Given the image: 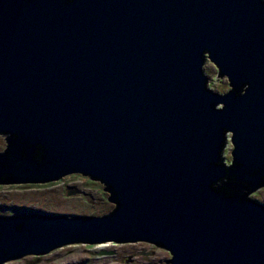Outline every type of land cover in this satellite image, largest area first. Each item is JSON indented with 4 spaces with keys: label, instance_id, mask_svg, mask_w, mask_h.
<instances>
[{
    "label": "water",
    "instance_id": "water-1",
    "mask_svg": "<svg viewBox=\"0 0 264 264\" xmlns=\"http://www.w3.org/2000/svg\"><path fill=\"white\" fill-rule=\"evenodd\" d=\"M0 132V184L82 175L116 205L0 215V264L110 242L264 264V0H0Z\"/></svg>",
    "mask_w": 264,
    "mask_h": 264
},
{
    "label": "rangeland",
    "instance_id": "rangeland-1",
    "mask_svg": "<svg viewBox=\"0 0 264 264\" xmlns=\"http://www.w3.org/2000/svg\"><path fill=\"white\" fill-rule=\"evenodd\" d=\"M212 67V63H209L207 66L209 75H212ZM212 78L213 81L208 85L212 91L224 92L227 90L228 84L225 80L218 82L217 80L220 79L215 77V74H213ZM6 148L7 142L5 137L0 135V153L5 152ZM232 149L233 143L230 133L228 135L227 146L223 152L224 164L227 167L233 163ZM88 179L89 177L82 175H68L62 182L57 181L46 185L41 184L40 186L36 184L0 185V215L9 216L15 214L16 211H32L37 213L45 211L47 214H63L68 216H103L109 214L116 207L114 203L108 201V198L111 196L107 192L101 191V184ZM67 183L77 191L84 192L85 195L68 198L65 186ZM257 195L256 199L264 202V186L259 189ZM100 197H104L107 203H100L98 200ZM110 243H107L106 246H109L108 252L113 253L107 255H103L102 251H96L97 248L103 247L101 246L103 244L92 246L78 244L56 249L49 255L41 256L39 260L27 256V258L10 261L5 264H168L167 260L172 258L171 253L167 250L154 249L144 243L148 247L135 245L138 248L137 252L141 254L136 256L139 262H127L123 254L118 256V254L114 253L115 250L122 249V247H114L116 244ZM82 255L86 256L87 260Z\"/></svg>",
    "mask_w": 264,
    "mask_h": 264
},
{
    "label": "flooded vegetation",
    "instance_id": "flooded-vegetation-1",
    "mask_svg": "<svg viewBox=\"0 0 264 264\" xmlns=\"http://www.w3.org/2000/svg\"><path fill=\"white\" fill-rule=\"evenodd\" d=\"M209 63H212L208 58H206V60H205V65H204V73H205V75L207 76V78H208V85L210 84V82H212L213 81V78H212V76H213V74H215V77H217V78H219L220 80H217L218 82H220L221 80H225V82L228 84V88H227V90H225L224 92H220V91H214L215 93H217V94H219V95H221V96H226L228 93H230L233 89H232V87L230 86V81H229V79L227 78V77H223V76H221L220 74H219V71H217V70H219L218 69V67L215 65V64H213V67H212V69H211V73H212V75H209L208 74V71H207V66H208V64ZM242 93H244V92H242ZM223 106L222 105H220V107L219 108H222ZM231 132H227V134H226V141H225V146H224V150H225V147L227 146V140H228V135L230 134ZM0 135H2V136H4L5 137V140H6V142L8 141V140H10V139H12V138H14V136L12 135V134H10V133H5V132H0ZM231 141H232V133H231ZM233 143V142H232ZM8 144V143H7ZM234 149H235V146H234V144H233V149H232V153H233V151H234ZM231 153V154H232ZM63 179H65V178H63ZM63 179H60L59 180V182H62V180ZM94 181V180H93ZM229 181V180H228ZM2 182H4V183H2V184H0V185H4V184H11V183H9V180H8V178L7 179H3V181ZM57 182V181H56ZM95 182V181H94ZM100 183V184H102L100 181H96V183ZM227 182V180H225L224 181V183H226ZM51 183H53V182H51ZM46 184H50V183H45V184H42V185H46ZM12 185H14V184H12ZM37 185H41V184H37ZM103 185V184H102ZM66 190H67V197L69 198V197H75V196H78V195H81V196H83V195H85V193L84 192H82V191H80V190H76V189H74L73 188V186H69V183H67L66 185ZM103 187H104V191L106 192L107 190H106V188H105V186L103 185ZM263 186L261 185V187H259L258 188V186L257 187H255V189H260V188H262ZM64 189V188H63ZM108 192V191H107ZM258 192H259V190L258 191H256L253 195H251V197L252 198H254V199H256V197L258 196L257 194H258ZM109 195L111 196V194L109 193ZM109 199V198H108ZM98 200L100 201V203H107V201L105 200V198L104 197H100V198H98ZM109 201V200H108ZM32 212V211H31ZM16 213H30V211H27V212H19V211H16ZM40 213H45V214H47L45 211H43V212H40ZM151 245V247L152 248H154V249H156V248H159V247H156V246H154V245H152V244H150ZM114 247H122V249H119V250H115L114 251V253L117 255L118 254V256H120L121 254H123L124 255V257L126 258V260H127V262H129V261H134L135 263H137V262H139L138 260H137V258H136V256L137 255H141V254H139L137 251H138V248L135 246V244H126V245H120V246H114ZM124 247V248H123ZM150 255V254H149ZM149 255H147V256H149ZM144 259H146L145 257H144Z\"/></svg>",
    "mask_w": 264,
    "mask_h": 264
},
{
    "label": "built area",
    "instance_id": "built-area-1",
    "mask_svg": "<svg viewBox=\"0 0 264 264\" xmlns=\"http://www.w3.org/2000/svg\"><path fill=\"white\" fill-rule=\"evenodd\" d=\"M142 242H140V243H138V244H135V245H144V246H147V245H145L144 244V242L141 244ZM146 244H148V243H146ZM149 246H151L150 244H148ZM109 246H105V247H101V248H97L96 249V251H102V250H108L109 248H108ZM148 247V246H147ZM40 264V263H39Z\"/></svg>",
    "mask_w": 264,
    "mask_h": 264
},
{
    "label": "clouds",
    "instance_id": "clouds-1",
    "mask_svg": "<svg viewBox=\"0 0 264 264\" xmlns=\"http://www.w3.org/2000/svg\"><path fill=\"white\" fill-rule=\"evenodd\" d=\"M143 243V242H142ZM133 244H136V243H133ZM101 245V244H100ZM116 245H119V244H116ZM120 245H126V244H120ZM61 249V248H60ZM103 251H106V252H108V250H102V252ZM101 252V251H100ZM49 255V254H48ZM46 256V255H45ZM29 257H33V258H37L38 260L39 259H41V257H35V256H29ZM24 258H27V257H24ZM167 261H169V260H167ZM8 263V262H7Z\"/></svg>",
    "mask_w": 264,
    "mask_h": 264
},
{
    "label": "bare ground",
    "instance_id": "bare-ground-1",
    "mask_svg": "<svg viewBox=\"0 0 264 264\" xmlns=\"http://www.w3.org/2000/svg\"><path fill=\"white\" fill-rule=\"evenodd\" d=\"M106 244H107V243H104V244H103V245H101V246H103V247H104V246H106ZM110 244H112V243H110ZM82 256H83V257H84V258L87 260V257H86V256H84V255H82Z\"/></svg>",
    "mask_w": 264,
    "mask_h": 264
}]
</instances>
